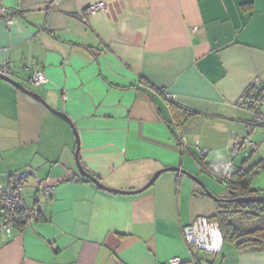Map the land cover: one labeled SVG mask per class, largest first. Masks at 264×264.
Wrapping results in <instances>:
<instances>
[{"label": "crops", "instance_id": "0c3cea01", "mask_svg": "<svg viewBox=\"0 0 264 264\" xmlns=\"http://www.w3.org/2000/svg\"><path fill=\"white\" fill-rule=\"evenodd\" d=\"M96 1L0 0L10 77L70 118L81 165L104 185L136 190L176 166L230 197L206 167L249 170L264 159V122L237 105L255 78L264 88V0H101L86 12ZM34 69L44 83H31ZM259 107L264 118V98ZM247 136L256 149L231 155ZM76 147L63 119L0 79V185L27 169L51 185L45 196L33 176L25 181L39 213L0 228V264H264V249L224 241L208 253L185 242L184 227L218 207L188 176L163 172L140 192H108L80 175ZM250 188L264 194V166Z\"/></svg>", "mask_w": 264, "mask_h": 264}, {"label": "built area", "instance_id": "2783aa9c", "mask_svg": "<svg viewBox=\"0 0 264 264\" xmlns=\"http://www.w3.org/2000/svg\"><path fill=\"white\" fill-rule=\"evenodd\" d=\"M49 6L52 7L53 2ZM104 6L105 2L98 0L86 8V12L93 14L98 10H102ZM10 74L11 69L9 62L0 58V75L10 76ZM45 81L46 78L44 74L40 70L34 69L31 77V83L34 85H40ZM259 87H262L260 80L255 78L250 87H248L245 93L240 96L237 101V105L243 108L251 109L258 117L257 121L263 123L264 118L259 115V106L263 102V97L261 98L260 96L255 95L256 92H259ZM255 149L256 144L247 136L239 139L232 145L230 154L233 156L238 153L247 155L252 153ZM203 153L204 152L200 151V154ZM263 166L264 159L253 167V171H259ZM209 170L215 176L229 182L232 179L234 167L232 162L228 161L210 165ZM31 176L35 178L37 190L45 196L49 195L51 185L44 184L43 181L37 177L34 171L28 169L25 172L14 174L11 177V182L9 181L8 184L4 183L0 185V217L2 218L0 228L6 233H10L12 227H14V224L18 221L19 211H21L22 215L27 219L26 225L29 224L30 220L39 213L37 205L29 206L26 203L23 196L24 185L19 183L21 180H23L24 183V181ZM183 237L187 244L192 245L199 251L208 253L219 252L223 243L218 222L211 221L205 216H198L191 223L186 225L183 230ZM198 261L199 260L197 258H194L192 259L191 264H198ZM180 263L181 261L177 257L170 259L169 262V264Z\"/></svg>", "mask_w": 264, "mask_h": 264}, {"label": "trees", "instance_id": "16d2710c", "mask_svg": "<svg viewBox=\"0 0 264 264\" xmlns=\"http://www.w3.org/2000/svg\"><path fill=\"white\" fill-rule=\"evenodd\" d=\"M258 91L255 95L262 98L264 96V88L259 87ZM170 108L171 112L177 117L179 114H183L184 117L188 116L185 109L175 104H172ZM209 166L206 167V170L215 179L223 183L227 189L234 191L237 196L259 194L257 193L258 191L250 188V182L255 174L253 168L249 170L234 168L232 179L228 182L211 173ZM13 175L8 174L5 184H8L9 181L11 182ZM19 183L24 185L25 181L23 183V180H21ZM18 214L19 219L14 225L21 227L27 223V219L22 215L21 211ZM209 219L218 222L223 242H231L238 250L242 251H258L264 249V203L218 202L216 213ZM198 264H200V261H198Z\"/></svg>", "mask_w": 264, "mask_h": 264}, {"label": "water", "instance_id": "95a60500", "mask_svg": "<svg viewBox=\"0 0 264 264\" xmlns=\"http://www.w3.org/2000/svg\"><path fill=\"white\" fill-rule=\"evenodd\" d=\"M0 79L10 83L11 85H13L14 87H16L18 90H20L21 92L31 96L32 98H34L35 100H37L38 102H40L42 105H44L49 111H51L53 114L57 115L58 117H60L61 119H63L72 129L74 136H75V140H76V151H75V162H76V166L78 168V171L80 173V175L86 177L89 181H91L92 183H94L98 188L108 191V192H112V193H120V194H130V193H136V192H140L146 188H148L149 186H151L153 184V182L156 180V178L162 174L163 172H180L186 176H188L190 179H192L194 182H196L204 191V193L210 197L212 200L219 202V203H264V194H255V195H246V196H237L236 193L230 189H228L227 193L228 195H230V197H226V198H222V197H218L216 196L214 193H212L210 190H208V188L206 187V185L196 176L190 174L188 171L181 169L179 167L176 166H169V167H163L158 169L157 171H155L149 178V180L147 181V183L145 185H143L142 187H140L139 189L136 190H120V189H116L113 187H108L106 185H104L97 177H95L94 175L88 173L83 166L81 165L79 159H78V148H79V138H78V134L77 131L75 129L74 124L72 123V121L70 120V118L63 113L62 111H59L55 108H53L52 106H50L44 99L42 96H40L37 92L25 87L24 85H22L21 83L17 82L16 80L12 79L10 76H2L0 75ZM31 170V169H30ZM33 171V170H31Z\"/></svg>", "mask_w": 264, "mask_h": 264}]
</instances>
